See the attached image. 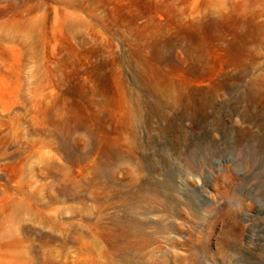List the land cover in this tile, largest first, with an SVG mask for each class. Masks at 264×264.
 <instances>
[{"label":"rangeland","instance_id":"rangeland-1","mask_svg":"<svg viewBox=\"0 0 264 264\" xmlns=\"http://www.w3.org/2000/svg\"><path fill=\"white\" fill-rule=\"evenodd\" d=\"M0 264H264V0H0Z\"/></svg>","mask_w":264,"mask_h":264}]
</instances>
